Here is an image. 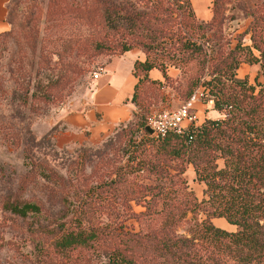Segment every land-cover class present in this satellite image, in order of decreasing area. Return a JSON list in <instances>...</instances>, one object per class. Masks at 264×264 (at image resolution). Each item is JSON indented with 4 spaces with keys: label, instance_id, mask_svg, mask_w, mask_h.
I'll return each mask as SVG.
<instances>
[{
    "label": "rangeland",
    "instance_id": "rangeland-1",
    "mask_svg": "<svg viewBox=\"0 0 264 264\" xmlns=\"http://www.w3.org/2000/svg\"><path fill=\"white\" fill-rule=\"evenodd\" d=\"M197 6L195 0H0V264H107L111 249L130 246L126 239L134 237L141 246L131 264H179L158 241L189 236L193 220L187 214L169 222L161 203L170 198L180 206L184 183L197 197L204 186L186 156L170 152L173 142L162 148L143 123L151 113L176 109L191 80L201 82L238 40L250 43L243 31L254 21V39L264 48V0H210L204 18ZM181 36L203 52L179 61L190 53ZM122 43L130 45L128 57L166 64V76L139 82L133 101L129 93L120 102L126 119L84 141L63 117L94 107L101 120L117 107L130 72L126 58L106 65L123 54ZM236 75L263 81L257 64L240 63ZM191 92L201 93L189 110L198 124L214 113L212 100L199 84ZM22 203L38 210L21 216L10 209ZM210 220L236 229L224 218ZM78 230L95 237L83 246H56L60 235ZM181 250L208 254L194 242Z\"/></svg>",
    "mask_w": 264,
    "mask_h": 264
},
{
    "label": "trees",
    "instance_id": "trees-1",
    "mask_svg": "<svg viewBox=\"0 0 264 264\" xmlns=\"http://www.w3.org/2000/svg\"><path fill=\"white\" fill-rule=\"evenodd\" d=\"M255 23L243 31H249L250 43L238 40L224 56L212 62L204 75L199 76L204 77L201 82L198 77L191 80L186 99L197 84L201 85L202 93L212 100L211 109L221 117H206L198 124H187L179 133L168 131L160 138L149 134L144 129L145 121L143 123L144 131L160 139L162 148L173 142L175 146L170 152L185 155L196 181L204 186L201 196L197 197L192 190L186 189L184 183L180 206L174 205L170 198L161 203L162 208L167 207L166 220L169 222L180 221L187 214L193 220L186 228L189 236H166L158 241L164 254L167 257L174 255L179 264H264V48L260 49L254 39ZM181 38H184L182 46L190 53L180 57L179 61L193 60L203 52L200 44ZM129 48V44L122 43L119 52ZM213 58L214 55H210L207 60ZM240 63L257 64L263 81L254 76L252 84L246 77H238L236 69ZM151 68H156L162 77L166 76L164 63H154L146 57L133 61L130 73L135 82L131 101L139 82L155 80L147 76ZM217 159L221 165L217 164ZM10 209L21 216L38 210L33 203L11 205ZM212 217L224 218L236 229L216 226L210 220ZM94 237L91 230L68 231L60 235L55 244L72 248L83 246ZM126 240H131L132 244L112 248L107 255V264H131L133 249L140 247L141 243L137 237ZM193 242L208 249L209 259L181 250Z\"/></svg>",
    "mask_w": 264,
    "mask_h": 264
},
{
    "label": "crops",
    "instance_id": "crops-1",
    "mask_svg": "<svg viewBox=\"0 0 264 264\" xmlns=\"http://www.w3.org/2000/svg\"><path fill=\"white\" fill-rule=\"evenodd\" d=\"M209 1L210 0H195L196 4L197 5L199 4L201 6L200 9L197 6V11L199 12L202 18L207 16L206 6ZM130 53L131 52L127 50L123 52V54L119 56H115L114 58H112L110 61L107 62L108 64L106 65V67H109L110 65L114 67V65L118 64L119 62H123L126 58L128 70L129 72H131L133 61L135 59L141 60L143 57H140L135 53H132V56L128 57L127 55H129ZM147 76L152 79H158L160 77V72L156 68H151L150 70L147 71ZM129 81H130V85L128 86V89L124 92V94H122V96L116 102L117 107L116 108L109 107V109H107V111L109 112V117L103 114L101 120H96L94 115V107H92V109H86L85 111L83 108L80 110V112L78 111L76 113L65 114L63 117L65 126L71 130H78L79 131L78 136L81 139L84 138L82 140L85 141V140H92L94 137L99 136L101 132H106L108 129L111 128V124L115 123L116 121L121 122L122 120H125L127 117V113L120 105V102L124 98V96H127L129 93L130 94L132 93V87L135 82V78L131 75V73H130ZM106 84L107 83H104V85ZM95 107L97 109V106ZM212 111L216 115H218V112L216 110L214 109L209 110V112ZM214 113L211 114V117H214L213 116ZM86 128L89 131L88 136L87 135L84 136L81 132L82 129H86Z\"/></svg>",
    "mask_w": 264,
    "mask_h": 264
},
{
    "label": "built area",
    "instance_id": "built-area-1",
    "mask_svg": "<svg viewBox=\"0 0 264 264\" xmlns=\"http://www.w3.org/2000/svg\"><path fill=\"white\" fill-rule=\"evenodd\" d=\"M98 73H93V78H96ZM201 93L193 92L188 99L183 101L176 109L167 111L162 110L156 113H151L145 120V125L151 128L149 134L154 137H162L168 131L179 133L186 125H182L183 121L187 124L194 123V117L190 115L189 110L192 108Z\"/></svg>",
    "mask_w": 264,
    "mask_h": 264
},
{
    "label": "water",
    "instance_id": "water-1",
    "mask_svg": "<svg viewBox=\"0 0 264 264\" xmlns=\"http://www.w3.org/2000/svg\"><path fill=\"white\" fill-rule=\"evenodd\" d=\"M144 129H145L148 133L151 132V128H150L148 125H144Z\"/></svg>",
    "mask_w": 264,
    "mask_h": 264
}]
</instances>
